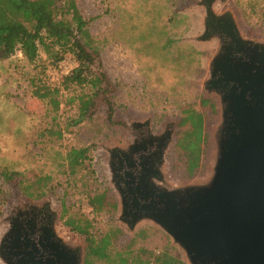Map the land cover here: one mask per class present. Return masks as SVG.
<instances>
[{"label": "rangeland", "instance_id": "1", "mask_svg": "<svg viewBox=\"0 0 264 264\" xmlns=\"http://www.w3.org/2000/svg\"><path fill=\"white\" fill-rule=\"evenodd\" d=\"M120 1L125 2L75 0L88 21L92 39L86 44L87 39L78 36L95 57L83 83L69 85L64 81L79 63L73 53H65L56 64L41 45L34 62L20 52L0 59V236L9 224L10 208L23 206L18 203L22 204L25 198L45 202L56 210L61 232L69 242L82 243L87 252L89 236L99 238L109 233V258L97 259L96 264H112L118 253L136 252L142 247L154 254L176 256L179 264H187L182 251L161 228L145 223L131 232L118 221L119 190L104 163L105 149L126 147L131 138L123 134L117 119H108L106 107L115 105L118 117L127 113L136 118L151 114L154 120L157 117L155 130L164 120H180L175 144L167 155L170 174L178 179L205 175L211 155L209 129L218 113L215 100L205 98L195 82L205 72L202 57L206 52L193 50L198 63L195 70H171V55H177L171 54V50L181 52L184 48L179 44V49L168 47L167 37L172 35L173 25L167 11L171 10L172 0H133L139 8L119 7L118 14L124 18L118 20L116 7L122 4ZM185 1L180 0L183 3L177 9L184 10ZM223 1L238 7L245 27L264 33V0ZM143 14L149 15L151 24L142 23L146 22L140 18ZM135 15L141 19L137 22L142 23L138 30L133 25L134 18H130ZM103 52L115 62L109 80L102 72ZM133 56L145 71L137 70ZM173 61L178 64V60ZM81 98L92 99L82 116ZM189 104L198 111L195 118H189L191 127L187 135L189 138L193 134L195 139L189 141L186 136L179 147L181 133L187 127L183 120ZM84 147L87 151L83 164L72 170L69 154ZM185 147L193 149L196 156L199 148L201 151L199 167L191 172L185 162ZM5 172L12 175L6 177ZM103 192L104 206L94 208L90 198ZM70 219L88 224V233L73 230L67 223Z\"/></svg>", "mask_w": 264, "mask_h": 264}, {"label": "water", "instance_id": "2", "mask_svg": "<svg viewBox=\"0 0 264 264\" xmlns=\"http://www.w3.org/2000/svg\"><path fill=\"white\" fill-rule=\"evenodd\" d=\"M209 1L184 4L198 12L187 39L206 52L195 82L218 111L207 173L171 176L167 155L180 120H164L151 135L156 155L118 187L117 219L131 232L145 223L161 228L187 264H264V33L245 27L233 3ZM50 231L38 243L9 223L0 236V264H87L82 243L69 242L58 222Z\"/></svg>", "mask_w": 264, "mask_h": 264}, {"label": "trees", "instance_id": "3", "mask_svg": "<svg viewBox=\"0 0 264 264\" xmlns=\"http://www.w3.org/2000/svg\"><path fill=\"white\" fill-rule=\"evenodd\" d=\"M70 14L71 17H68ZM78 34L87 39L86 44L91 42L92 37L88 29V21L80 13L75 0H63L62 4L59 3V0H0V59L11 57L20 52L28 61L34 62L39 56L41 45L46 49L51 62L56 64L65 57V53H73L79 63L71 73L64 77V81L69 85L73 83L80 84L87 80L89 63H91L93 58ZM173 44L174 41L168 44V47ZM171 56H173V59L181 57L180 55ZM183 58H185L184 55ZM81 101L82 116L89 101L83 100V98H81ZM185 112L187 115L183 121L187 124V127L181 133L182 136L178 142L179 147L188 133H190L191 116L195 118L198 111L193 108L192 104H189ZM200 121L202 123V117ZM187 139L189 141L194 140L195 135L191 134L189 138L187 136ZM86 151L87 148L84 147L74 149L69 154L72 170H75L76 166L83 164ZM199 151L196 156L193 149L185 147V162L189 172L199 167L201 157V155L199 157ZM8 175L12 174L4 173V176L9 177ZM105 196L106 192H103L91 197V205L97 209L102 208ZM67 223L73 230L80 233H88V224H83L81 220L76 223L70 219ZM115 231L117 232L118 230ZM111 237L109 233H105L99 238L88 237L87 264H96L97 259L108 260V251L112 243ZM117 256L112 264H179V259L176 256L168 253L162 255L154 254L145 247L139 248L136 252L127 250L124 253H118ZM109 262H112V260H109Z\"/></svg>", "mask_w": 264, "mask_h": 264}, {"label": "flooded vegetation", "instance_id": "4", "mask_svg": "<svg viewBox=\"0 0 264 264\" xmlns=\"http://www.w3.org/2000/svg\"><path fill=\"white\" fill-rule=\"evenodd\" d=\"M209 0H194V2H208ZM214 1L210 0L209 2ZM90 53V52H89ZM92 55V53H90ZM93 60L89 63V72L91 71V64L95 61V57L92 55ZM103 61V60H102ZM104 65V64H103ZM104 66H102L103 68ZM103 76H107L108 80L113 76L107 75V72L102 69ZM86 106V110L92 104V99ZM86 100V101H87ZM108 119H117V124L123 128V134L131 138V142L125 146L108 147L105 149L104 163L110 173V178L118 188L124 186L127 180L128 173H136L137 165L138 169L141 160L152 158L156 155L158 150L157 141L151 142L152 133H154L155 126L157 125L155 120L157 117L152 116L147 119L137 120L134 115L129 116L127 113L125 116H116L115 105L107 106ZM86 110L83 114L86 113ZM121 128V129H122ZM120 188V187H119ZM8 213L7 222L13 226H23V235L27 236L31 240L38 242L40 238L46 234H49L53 229V225L57 222L56 210H52L49 205H43L41 207L23 206V207H11Z\"/></svg>", "mask_w": 264, "mask_h": 264}, {"label": "crops", "instance_id": "5", "mask_svg": "<svg viewBox=\"0 0 264 264\" xmlns=\"http://www.w3.org/2000/svg\"><path fill=\"white\" fill-rule=\"evenodd\" d=\"M132 1L133 0H125V2H121V1L119 2V3H122V4H118L117 7H116L117 19L118 20L124 18L123 15L118 14L119 10H117V9L119 7H121V9H122L124 7H128V6H132L133 5V6H136L137 8H139V6L133 4L134 1L133 2ZM166 1L169 2L168 0H166ZM185 2H194V0H186ZM182 3L183 2H180V0H172V1H170L169 7H171V10L169 8V13L167 11V18L172 20L173 32H172V35L167 37V41L170 42L169 44H171L172 41H174L173 47L175 46L177 49H179L177 44H179L182 47H184V48H181V50L183 52H186V53H183L182 51L179 52L177 50L176 51L171 50L172 51L171 54L175 53V54L181 56L180 58H176V59H173V56H171V61H172L171 70H173V71L174 70H179V71H183L184 72V71L191 70L192 68H194V70H195L198 67L197 57H196V54L193 53V50L194 49L195 50H199V49H201V47L193 44L192 42H190L187 39V37H189L196 30V28L198 26V22H197L198 12L194 8L189 9V10L177 9V7H181L182 6ZM121 9H120V11H121ZM130 18H134V20L132 22L134 23L133 25L135 26L136 30L140 29L139 27H141L142 23H150V24L152 23V21L149 18V15H144L143 14V16L140 17L143 21H146V22H142L141 24H140V22H137V21H141V19H138V17L136 15L134 17H130ZM119 22L120 21H118V24H119ZM117 27H118V25H117ZM115 32H116V29H115L114 33ZM108 38H109V36H108ZM157 44L158 43H156V45ZM165 45H163V47ZM158 46H161V44H158ZM190 52H192V53H190ZM167 53H169V52H167ZM183 55L185 56V58H183ZM149 56H151V55H149ZM190 57H191V61H190ZM192 57H193V59H192ZM132 59H133L134 65H135V62H137L136 63L137 70L145 71L144 69L141 68L142 66H138V61H137V59H135L134 56H133ZM173 60H178V64L175 65ZM193 60H194L195 64L194 63L192 64ZM190 63H191L192 66L191 67H186V65L189 66ZM103 64H104L103 65L104 66L103 70L106 71L110 75L111 69L114 68L113 64H115V62L111 58V56L109 54H108V56H106L105 53H104V55H103ZM149 72H150V76H152V71L149 70ZM118 78H120V77L118 76ZM174 84L175 83H173L172 85H174Z\"/></svg>", "mask_w": 264, "mask_h": 264}]
</instances>
